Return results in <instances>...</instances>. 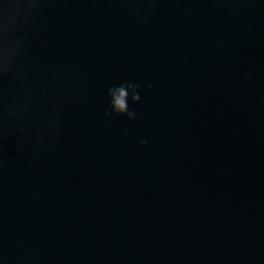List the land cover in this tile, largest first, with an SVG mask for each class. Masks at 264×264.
<instances>
[{
  "label": "water",
  "instance_id": "95a60500",
  "mask_svg": "<svg viewBox=\"0 0 264 264\" xmlns=\"http://www.w3.org/2000/svg\"><path fill=\"white\" fill-rule=\"evenodd\" d=\"M185 6L161 5L146 29L105 3L52 6L53 41L87 70L88 94L44 175L9 181L22 250L52 264H264V81L240 79L264 67V0L238 17L194 3L181 23ZM124 81L152 84L134 122L104 116L106 86Z\"/></svg>",
  "mask_w": 264,
  "mask_h": 264
},
{
  "label": "clouds",
  "instance_id": "9594fccd",
  "mask_svg": "<svg viewBox=\"0 0 264 264\" xmlns=\"http://www.w3.org/2000/svg\"><path fill=\"white\" fill-rule=\"evenodd\" d=\"M72 0H0V264H52L46 258L22 250L13 236L10 214V186L13 175L25 174L26 183L40 178L43 157L50 155L63 137L70 112L77 111L88 94L87 70L74 56L64 55L53 41V5ZM105 3L123 20L138 28H149L162 12L161 5L184 3L177 10L178 22L189 20L194 3L224 5L229 16L255 11L260 0H86ZM244 6H250L245 8ZM245 30L238 25L237 36ZM232 45L239 46L234 38ZM251 90L264 81V67L249 63L240 73ZM151 83L124 81L105 88L108 120L137 119L131 105L141 102ZM264 95V94H262ZM257 96L253 95L252 103ZM147 148L146 139L139 140Z\"/></svg>",
  "mask_w": 264,
  "mask_h": 264
}]
</instances>
